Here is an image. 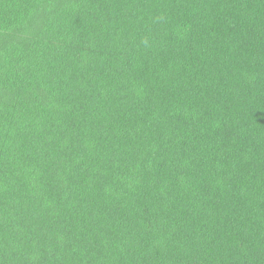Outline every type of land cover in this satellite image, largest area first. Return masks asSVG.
<instances>
[{"label": "trees", "instance_id": "trees-1", "mask_svg": "<svg viewBox=\"0 0 264 264\" xmlns=\"http://www.w3.org/2000/svg\"><path fill=\"white\" fill-rule=\"evenodd\" d=\"M0 264H264V0H0Z\"/></svg>", "mask_w": 264, "mask_h": 264}]
</instances>
